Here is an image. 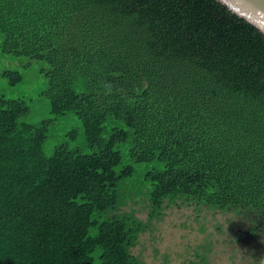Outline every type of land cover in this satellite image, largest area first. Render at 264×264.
I'll use <instances>...</instances> for the list:
<instances>
[{
	"label": "trees",
	"instance_id": "obj_1",
	"mask_svg": "<svg viewBox=\"0 0 264 264\" xmlns=\"http://www.w3.org/2000/svg\"><path fill=\"white\" fill-rule=\"evenodd\" d=\"M5 57L41 64L85 143L46 156L53 120L0 97V264H142L171 205L264 222V35L215 1L0 0Z\"/></svg>",
	"mask_w": 264,
	"mask_h": 264
},
{
	"label": "rangeland",
	"instance_id": "obj_2",
	"mask_svg": "<svg viewBox=\"0 0 264 264\" xmlns=\"http://www.w3.org/2000/svg\"><path fill=\"white\" fill-rule=\"evenodd\" d=\"M40 68L41 64L26 58H1L0 97L26 100L30 113L24 121L29 124L37 126L53 120L43 144L46 156H52L61 145L83 147L85 136L80 119L73 114L58 117L51 113L49 100L43 95L48 80ZM13 70L21 74L16 84H11L5 75ZM125 148L126 145L119 148L122 166L133 164ZM153 166L135 164L138 174ZM123 212H135L139 220L148 223L147 203L131 201ZM149 224L148 231L139 236L137 245L131 249L142 264H264V222L194 205H171L161 220Z\"/></svg>",
	"mask_w": 264,
	"mask_h": 264
},
{
	"label": "water",
	"instance_id": "obj_3",
	"mask_svg": "<svg viewBox=\"0 0 264 264\" xmlns=\"http://www.w3.org/2000/svg\"><path fill=\"white\" fill-rule=\"evenodd\" d=\"M239 21L264 35V0H213Z\"/></svg>",
	"mask_w": 264,
	"mask_h": 264
}]
</instances>
